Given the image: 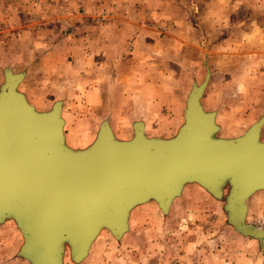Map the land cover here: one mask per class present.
<instances>
[{
  "label": "rangeland",
  "instance_id": "rangeland-1",
  "mask_svg": "<svg viewBox=\"0 0 264 264\" xmlns=\"http://www.w3.org/2000/svg\"><path fill=\"white\" fill-rule=\"evenodd\" d=\"M205 1L181 0V26L175 25L181 34L168 33L159 48L148 50L145 67L128 52L97 60L98 51L90 46L97 47L93 43L101 34L79 42L87 17L77 0H0V89L11 70L24 75L18 92L37 112H50L62 102L65 143L85 151L105 122L119 141L131 140L138 123L148 138L176 137L193 87L210 72L201 104L215 115L214 136L240 138L264 116V36L230 27L222 31L217 19L207 17L219 2ZM256 2L244 0L239 11L247 27L264 23L255 20L264 16L262 1ZM242 42L245 49L238 50ZM84 50L90 54L86 63L91 62L86 71ZM230 189L225 182L222 198H216L200 184L188 183L168 213L153 200L138 204L121 238L102 228L79 262L66 242L62 264H264L259 239L230 223L225 210ZM247 205L246 224L264 233V190ZM24 242L14 218L0 223V264H31L19 254Z\"/></svg>",
  "mask_w": 264,
  "mask_h": 264
},
{
  "label": "water",
  "instance_id": "water-1",
  "mask_svg": "<svg viewBox=\"0 0 264 264\" xmlns=\"http://www.w3.org/2000/svg\"><path fill=\"white\" fill-rule=\"evenodd\" d=\"M210 78L208 72L193 87L176 137L148 138L138 123L131 140L119 141L105 122L90 148L75 151L65 143L62 102L37 112L18 92L24 75L7 70L0 89V223H18L20 256L62 264L68 242L79 262L102 228L121 238L136 205L153 200L168 213L186 184L222 198L225 182L230 223L258 238L264 252V233L246 224L248 200L264 190V116L240 138H216L215 115L201 104Z\"/></svg>",
  "mask_w": 264,
  "mask_h": 264
},
{
  "label": "crops",
  "instance_id": "crops-1",
  "mask_svg": "<svg viewBox=\"0 0 264 264\" xmlns=\"http://www.w3.org/2000/svg\"><path fill=\"white\" fill-rule=\"evenodd\" d=\"M260 1L264 5V0H257L256 3ZM205 2L212 6L214 0ZM217 2L219 3L210 7V12L206 8L207 17L217 19L214 23L222 31L230 27L231 32L236 30L239 34L264 36V23L247 27L245 24L248 21L244 22L240 19L239 11L244 6V0H217ZM180 3L181 0H77L79 7L85 10L83 16L87 17L86 28L81 30V26H77L81 30L79 42L83 43L90 40L88 38L93 35L101 34L99 40L93 43L97 47L90 46L91 49L98 51L95 54L96 57L98 56L97 60L123 58L124 53L128 52L134 59L139 57L143 61H139L138 66L146 67L148 50H152L153 47L159 48L168 33L176 36L181 34L179 27L183 9ZM262 19L264 16L255 20ZM244 28H250V30L245 31ZM177 42L182 44V38H177ZM243 42L237 44L238 50H243ZM83 54L85 56L84 71H86L91 64V62L86 63L90 54L88 50H84ZM94 63L92 62L93 67L96 66L100 72V68Z\"/></svg>",
  "mask_w": 264,
  "mask_h": 264
}]
</instances>
